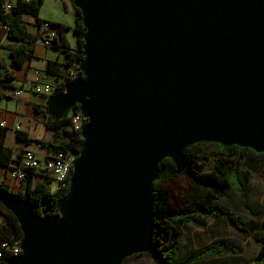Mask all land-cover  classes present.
<instances>
[{"label": "water", "instance_id": "obj_1", "mask_svg": "<svg viewBox=\"0 0 264 264\" xmlns=\"http://www.w3.org/2000/svg\"><path fill=\"white\" fill-rule=\"evenodd\" d=\"M80 71L48 98L87 120L58 216L4 195L22 254L6 264H123L153 248L154 184L170 159L217 144L264 154V0H72Z\"/></svg>", "mask_w": 264, "mask_h": 264}, {"label": "trees", "instance_id": "obj_2", "mask_svg": "<svg viewBox=\"0 0 264 264\" xmlns=\"http://www.w3.org/2000/svg\"><path fill=\"white\" fill-rule=\"evenodd\" d=\"M44 0H16L13 8L5 11L6 0H0V22L7 28L4 39L9 44H3V38L0 36V51L2 49L10 52L12 57V66L21 69L25 64L30 54V45L36 42L37 38L29 34L25 16H31L35 19L36 25L41 29L45 23L39 18L40 10ZM77 18L74 26V33L77 37V50L73 51L68 42L66 32L69 27L61 24L50 23L53 27H57L60 37L55 42L53 48H62L63 53L67 58L65 64L57 62H49L45 69V75L52 85L60 83L65 75L69 81L60 85L58 92L65 90L66 86L78 78L83 77L80 71L81 62L84 60L83 47L86 29L82 23V16L75 8ZM60 42V45H58ZM52 49V48H51ZM0 67L5 68L1 56ZM78 72L74 76L72 70ZM12 81V77L0 80L1 84ZM54 88V87H53ZM52 95V96H53ZM37 115H42L45 119L44 126L48 131L55 133L54 143L47 144L40 140H25L30 143L38 144L49 151L62 152L65 155H78L82 150L83 139L81 132H76L72 129L70 114H67L60 120H53L48 114V105L41 111L39 106H34ZM75 112H79V106L74 107ZM7 130L3 129L0 134V166L10 169V164L13 162L9 150L5 147V138ZM64 133L66 139H61L60 134ZM22 133H18V139L22 140ZM24 141V140H23ZM217 146L221 154L227 158L220 159V165L216 166L210 172H202L200 160L198 158L199 147ZM185 155L188 160V167L185 172L178 175L175 165L170 159H166L160 166V178L154 184V216L155 229L153 234V248L148 253L154 264H198L199 262L211 258H223L231 254H237L239 249H236L233 244L227 240H220L207 245L199 251L190 254L180 262L175 258V247L159 249V238L163 235L171 234L181 235L188 225H193L198 228H203L200 218L221 219L226 225L232 229L241 232L251 237L255 242L263 246L260 254L245 264H264V221H257V214L253 211L249 201L246 184L249 180V173L244 175L239 174L240 162L244 161L245 166L249 170H256L259 165L264 164V154H257L253 150L239 147H224L217 144L201 143L194 145L185 150ZM211 155L206 154L204 160L209 159ZM237 174V178L234 177ZM186 177L190 180L192 189L185 194L182 199L181 206L174 208L169 189L164 187V183L174 184L180 178ZM36 174L34 171L27 170L25 179L21 182L18 193H13L10 187L4 182L0 175V199L4 195H14L23 200L30 202L34 212L41 216H58L59 208L69 194L70 184H67L58 191L51 190V182L35 183ZM232 179L241 181V187L236 189L240 193L241 205L249 218H244L241 215L226 209L219 201L226 197L228 190L232 188ZM4 213L5 220L0 224V244L4 241L14 243L19 238H22V232L17 219L8 212L0 201V214ZM10 258L2 259L1 264H6ZM230 264V263H228Z\"/></svg>", "mask_w": 264, "mask_h": 264}, {"label": "rangeland", "instance_id": "obj_3", "mask_svg": "<svg viewBox=\"0 0 264 264\" xmlns=\"http://www.w3.org/2000/svg\"><path fill=\"white\" fill-rule=\"evenodd\" d=\"M72 0H44V5L41 10V18L45 21L53 24L61 23L68 25L69 30L66 32V36L70 38L73 43V46H77V37L74 33L75 26V11L72 5ZM54 21V22H53ZM74 76L78 75L76 70H72ZM69 81L67 75L64 76L60 83L54 84V92H58L60 89V85H64ZM65 90H62L63 93ZM87 123V120L84 121V125ZM38 134L43 136L39 137L40 141H43L47 144L54 143V132H46L44 128L40 127L38 130ZM61 139H66L64 133L60 134ZM11 141V139H10ZM34 149H37L43 152V155L46 154L48 149H44L42 146L38 144H34ZM199 155L196 160H200L201 170L202 172H210L214 170V168L220 165V159L225 160L227 157L221 154L220 149L217 146L210 147H199L195 150ZM206 154L211 155L209 159L204 160ZM245 173H249V180L246 184L247 192H248V201L253 209V211L257 214V221H264V164L259 165L256 170H249L244 161L240 162L239 166V174L244 175ZM234 177L237 178V174H234ZM45 182L44 178L35 179V183ZM233 186L228 190L226 197L222 198L219 203L244 218H249L244 208L241 205L240 193L236 191L239 187H241V181L233 180ZM20 182L9 186L10 190L13 193H18L20 189ZM164 187L169 189L171 203L174 208H179L182 203V199L187 192L192 189L190 180L186 177H182L178 182L164 183ZM51 190L53 192L56 191L55 186L51 183ZM5 220L4 213L0 214V224H3ZM200 222L203 225V228H198L193 225H188L183 234L175 235L171 234L169 236H161L159 238V249L168 248L171 246L175 247V258L180 262L185 257L193 254L203 247L210 245L214 242L220 240H227L231 244H233L236 249H240L241 253L238 255L231 254L225 256L223 258L211 257L207 258L198 264H236L237 262L243 263L242 258L245 260H250L255 257L257 252L256 242L246 234L238 232L221 220V219H209V218H200ZM22 238H19L17 241H21ZM1 264V261H0ZM123 264H154L152 258L147 254H138L134 255L123 262Z\"/></svg>", "mask_w": 264, "mask_h": 264}, {"label": "crops", "instance_id": "obj_4", "mask_svg": "<svg viewBox=\"0 0 264 264\" xmlns=\"http://www.w3.org/2000/svg\"><path fill=\"white\" fill-rule=\"evenodd\" d=\"M41 10L39 13V18L44 22H47L41 18ZM76 18L77 14L75 16V22ZM24 20L28 24L27 28L29 34L33 37H36L37 40L35 43L30 45V54L23 67L21 69L13 67L10 52L4 49L0 51V56L5 66V68L0 67V80H3L8 76L12 77V81L6 82L4 84L0 83V123H6L7 127L5 130H7V133L4 145L9 150L13 161L24 150L34 149V144L30 143L29 145L25 140H39V137H43L44 135L41 136L38 134V130L40 129V127L44 128V130L48 133L52 132L48 131L45 128L44 117L42 115H37L34 110V106H39L42 111L48 105V98L42 95H37L33 90L27 88L24 89V93L21 97H15L13 95V91L15 89H19L25 79L31 78L36 71L40 72L43 83H51L45 75V69L47 68L48 63L57 62L59 64H65L67 62V58L63 53L62 48L48 49L44 46L41 29L36 25L35 19L33 17L25 16ZM0 36L3 38L2 41L4 45L9 44V42L4 39L5 31L1 22ZM67 39L71 49L73 51L77 50V46H73V43L70 38L67 37ZM58 45H60V42H58ZM2 130L3 129H0V134ZM18 133L23 134L22 140L18 139ZM35 150L37 151L40 157L45 156L49 152L47 151L46 154L43 155V152L37 149ZM12 163L10 164V166L12 165ZM0 175L8 186H12L17 183L16 181L10 180L8 178L7 169L3 166H0ZM256 245L257 252L255 257L251 258L250 260H245L244 258H242L241 260L243 263L237 262L236 264H245L249 261L254 260V258H256L263 249V246L259 243L256 242ZM240 251L241 250L239 249V252L236 255L241 253Z\"/></svg>", "mask_w": 264, "mask_h": 264}, {"label": "built area", "instance_id": "obj_5", "mask_svg": "<svg viewBox=\"0 0 264 264\" xmlns=\"http://www.w3.org/2000/svg\"><path fill=\"white\" fill-rule=\"evenodd\" d=\"M16 0H6L5 11L9 12ZM4 31L7 28L4 27ZM43 44L46 48H53L56 41L60 37L57 27H53L50 23H45L41 26ZM31 89L37 95H42L47 98L53 95V85L51 83H43L39 71H36L29 79H25L19 89L13 91L15 97H21L24 89ZM72 129L76 132H82L84 121L86 119L81 112H75L74 109L69 113ZM6 123H0V129H6ZM18 129V128H17ZM77 155H65L62 152L49 151L45 156L40 157L35 149L24 150L18 155L10 169H7V175L10 180L21 182L25 179L26 171L31 170L36 174V178H44L50 181L56 188V191L63 188L70 179L73 173V162ZM22 254L20 249V241L10 243L4 241L0 244V260L6 258L18 257Z\"/></svg>", "mask_w": 264, "mask_h": 264}]
</instances>
